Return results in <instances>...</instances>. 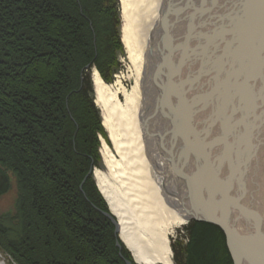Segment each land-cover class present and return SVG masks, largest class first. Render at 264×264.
I'll use <instances>...</instances> for the list:
<instances>
[{"label": "trees", "instance_id": "trees-1", "mask_svg": "<svg viewBox=\"0 0 264 264\" xmlns=\"http://www.w3.org/2000/svg\"><path fill=\"white\" fill-rule=\"evenodd\" d=\"M116 2L0 0V195L10 174L17 192L0 217V248L17 264H134L85 178L101 131L87 69L95 64L110 81L118 66ZM79 140L84 160L72 151ZM189 224L187 245L173 243L175 264H231L219 227Z\"/></svg>", "mask_w": 264, "mask_h": 264}, {"label": "bare ground", "instance_id": "bare-ground-1", "mask_svg": "<svg viewBox=\"0 0 264 264\" xmlns=\"http://www.w3.org/2000/svg\"><path fill=\"white\" fill-rule=\"evenodd\" d=\"M176 6L175 0L117 1L115 7L119 21L121 20L119 39L130 64L129 73L119 75L113 66L114 77L108 82L95 64L87 69V72L90 70L91 73L89 84H92L91 88L95 95L94 103L100 113L96 114L101 120L99 126L101 124L113 145L112 149L109 148L102 138L100 156L107 167V173L95 168L93 182L106 206V214L111 215L118 225V232L115 234L118 239L115 244L120 248L121 242L124 244L131 253L130 257L134 264H175L170 237L175 228L188 222L189 203L186 196L179 193L178 179L173 173L174 166L181 165V158L166 160L168 157H165V152L171 153L173 146L170 145L167 136V130L170 128L169 116L163 113L160 102L162 101L168 113L174 118L179 131L185 136L183 146L186 151L200 149L203 146L199 142L200 137L191 129L192 120H200L201 125L207 123L210 130H218L220 123L221 128L226 125L225 114L213 115L210 123L208 115L216 109L210 94L195 91L197 94L195 99L187 101L192 95L189 90L190 84L194 89L201 90L203 81L217 80L216 73L224 65V61L220 62L219 59L211 57L207 68L199 65V61L186 67L176 62V55L170 54L172 57L169 59L167 57L163 64H158L156 59L158 50L155 51L152 46L157 44L159 26L166 19L163 14L170 13ZM183 25L177 23L173 25L172 30L177 31L184 27ZM179 48L183 54H187V47ZM199 54L197 52L196 56ZM187 57L188 54L182 57L184 64L189 60ZM207 74L210 77L208 79ZM125 79L130 80L132 84L126 86L123 83ZM223 85L224 83L218 86L221 94L227 90ZM182 91L186 92V97L178 101L176 106V99ZM251 95L252 91L247 90L243 94V99L247 100ZM222 100L227 101L223 95ZM252 104L248 103L247 106L251 107ZM194 111L197 114L195 118H191L190 115ZM229 125L230 123L223 128L224 133L239 136L238 141L243 140L246 146L240 149L239 154L247 158L252 143H246L247 135L244 130ZM207 136L211 137L210 132ZM164 144H167L165 148L162 147ZM252 159L254 160L248 174L246 173L245 184L239 186L240 189L242 186L245 187L239 201L242 202L240 208L247 219H243L238 209L233 208L230 212L232 213L230 223L241 233L253 232L259 223L264 229V144L259 146ZM245 170H242L241 177H244ZM231 171L232 175L238 176ZM228 173V170H224L221 175L223 180L220 181L215 180L209 173L196 176L193 185H207V188H215L218 191L227 186L229 181H235V178L227 177ZM240 181L238 180L235 191ZM80 186L82 189L83 182ZM102 212L105 213L104 210ZM220 230L222 231L221 228ZM222 232L225 241V233ZM186 238L189 241V235ZM238 242L242 244L239 249L244 252V258H248L251 263L264 264L263 252L257 253V256L252 253L256 250L257 240L242 239ZM227 252L229 253L228 249ZM1 253L3 250L0 248V264H5ZM229 255L231 257L230 253ZM239 263L247 264L241 258ZM231 264H234L232 257Z\"/></svg>", "mask_w": 264, "mask_h": 264}, {"label": "water", "instance_id": "water-1", "mask_svg": "<svg viewBox=\"0 0 264 264\" xmlns=\"http://www.w3.org/2000/svg\"><path fill=\"white\" fill-rule=\"evenodd\" d=\"M175 1L176 8L170 13L163 14L166 19L159 26L157 44L152 46L155 51L158 50L156 57L158 64H163V61L167 60V57L168 59L172 57V54L176 55L177 63L186 67L199 61V65L207 68L211 57L219 59L220 62L224 61V65L216 73L217 80L203 81L201 90L194 89L190 84L189 90L192 95L187 101L195 99L197 95L195 91L210 94V99L216 105V109L208 115L210 123L213 115L225 114V126L230 123L229 127L235 126L239 130H244L247 135L246 143L252 145L250 155L243 158L239 151L246 145L243 140L238 141L239 136L224 133L225 126L221 128V123L218 125V130H210V125H206L207 123L201 125L200 120H192L191 129L200 137L199 142L203 146L200 149L193 148L186 151L183 146L185 136L179 131L174 118L161 101L163 113L169 116L170 128L167 130V136L170 145L173 146V151L165 152V157H168L167 161L181 158V165H175L173 173L178 179L179 193L184 194L189 203V208L186 207L188 221L210 222L219 226L225 233L227 249L234 264H240V258L247 264H255L244 258V252L239 249L242 244L240 245L238 241L257 240L258 244L255 245L256 250L252 251L253 255L264 253V229L259 223L253 232L241 233L230 223L232 214L230 212L233 208L238 209L243 219H247L240 208L242 202L239 201L241 200L239 196H243L245 187L242 186L243 188L240 189L239 186L245 184L246 173L248 174L254 160L252 158L259 146L264 144V0ZM177 23H183L184 27L173 31V25ZM179 47L188 49L189 60L185 64L182 57L187 54H183ZM197 52L200 53L198 56H196ZM189 77L192 79L191 75ZM206 78H210L208 74ZM223 83L227 90L221 94L218 86H222ZM247 90L252 91V95L245 100L243 94ZM222 95L226 102L222 100ZM184 97L186 92L182 91L176 99V106ZM248 103L253 104L248 107ZM195 112H191V118H195L197 114ZM228 130L231 131L232 128ZM209 132L211 137L207 136ZM165 145L167 144L162 147L165 148ZM243 168L246 170L244 177H241ZM224 170H228L227 177H233L235 181H229L227 186H223L218 191L215 188H207V185H193L194 177L202 174L209 173L215 180H223L221 175ZM231 170L238 176L232 175ZM238 180H241L240 185H237L238 189L235 191ZM234 191L236 196L233 195ZM103 215L109 217L116 225L111 215L106 213ZM115 232H118V225ZM127 264L131 263L127 261Z\"/></svg>", "mask_w": 264, "mask_h": 264}, {"label": "rangeland", "instance_id": "rangeland-1", "mask_svg": "<svg viewBox=\"0 0 264 264\" xmlns=\"http://www.w3.org/2000/svg\"><path fill=\"white\" fill-rule=\"evenodd\" d=\"M118 2H119V0H117ZM116 18L118 19V21H119V17H118V15H117V12H116ZM120 23H121V20L119 21V26H120ZM119 26H116V28L119 30V34H120V28H119ZM25 54H27L28 56L29 55H31L30 53V51H25L24 52ZM117 54H118V66L116 67V70H115V72L117 71V73L120 75L121 73H125V75L126 74H128L129 72V68H130V64H129V61H127V59H126V55H125V50H124V48H123V45H122V43H121V49L120 50H118V52H117ZM117 60V59H116ZM122 60V61H121ZM32 61H34V60H32ZM87 73H89V75L91 74L90 73V70L87 72ZM113 77H114V73H113V76H112V78H111V80L110 81H112L113 80ZM89 80H90V83H91V75H90V78H89ZM110 81H108V82H110ZM123 83L126 85V86H129V85H131L132 84V82L130 81V80H128V79H125L124 81H123ZM92 85V84H91ZM88 95L90 96V98L92 99V103H93V105L95 106V103H94V99H95V95L93 94V88H90V90L88 91ZM32 97V96H31ZM33 98L35 99V100H45V98H35V96H33ZM53 99H55V98H53ZM53 99H48L49 100V102H51ZM56 103V99H55V101L53 102V104L52 105H54ZM4 106H2V105H0V110H4ZM11 108H14L17 112H19V109H18V106H12ZM95 108H96V114L97 113H99V109L95 106ZM100 114V113H99ZM27 117H30V118H32L31 116H29V114H28V116ZM99 119V118H98ZM32 120V119H31ZM99 121L101 122V120L99 119ZM77 126H78V124H77ZM80 127V126H79ZM100 129H103V127L101 126V124H100ZM44 130V129H43ZM44 131H47V130H44ZM104 129L102 130V132L101 131H99V130H97V132H96V139H98V141L96 142L97 143V145L95 146V150H96V153H97V156H95V157H92V155H90V161H91V168H90V170H89V173L87 174V176L88 177H90V179L92 180V181H94V179H93V176H94V170H95V168H98L100 171H103V172H106L107 173V167H105V164H104V161L102 160V158H101V156H100V152H101V147H102V138L103 139H105V141H106V143L108 144V147L109 148H113V145L111 144V141L109 140V138L107 137V134H106V132H104ZM12 139H13V137H12ZM107 139V140H106ZM1 141V140H0ZM14 143H16V142H14ZM10 147H12V144L13 143H7ZM7 145V146H8ZM72 151H74L75 153H77V155H78V159L79 160H84V159H81V158H84V155H85V149H82V148H80V140H79V142H77L75 145H73V147H72ZM19 161H21V160H19ZM95 162V163H94ZM79 163H80V161H79ZM78 163V164H79ZM77 164V165H78ZM76 165V166H77ZM84 180H85V178H84ZM84 180L82 181V182H84ZM81 182V183H82ZM0 183H1V180H0ZM96 185V184H95ZM80 188H81V186H80ZM16 194H17V192H16V180H15V178L10 174V186H9V191L6 193V194H2V195H0V217H4L3 215L5 214V212H13V207H14V202H15V199H16ZM106 211V210H105ZM104 211V212H105ZM48 209L46 210V209H43V211H41V213L42 214H48ZM102 212V211H101ZM105 213H107V212H105ZM102 215H103V212H102ZM47 216V215H46ZM105 216V215H104ZM106 217V216H105ZM107 218V220L111 223V225L113 226V234H114V236H115V234H116V225L111 221V219L109 218V217H106ZM190 221H188L187 223H185V225H181V226H178L177 228H175V230H174V232H173V235L170 237V244L172 245V246H174L173 245V243H176V242H179L178 243V247H179V249L181 248V247H185L187 244H186V241H187V236L189 235V233H188V226H190ZM110 225V224H109ZM110 225V226H111ZM214 231H212V232H210L209 231V233L211 234V235H213L214 236V233H213ZM116 239H118L117 237H116ZM207 240V238L205 239V241ZM122 247H124L125 249H126V251H127V253H129V255H131V253L129 252V250L124 246V244L121 242V244H120ZM115 246H116V244H115ZM116 247H118V246H116ZM120 250H121V248L120 247H118ZM174 250V249H173ZM180 252V251H179ZM89 255L91 256V257H94L95 256V254H96V252L93 250L92 252H90L89 251ZM2 254V257H4V260H5V264H14V261L10 258L11 256L8 254V253H6V252H4L3 251V253H1ZM120 255H121V251H120V253H119ZM214 254H216L217 255V251H215L214 252ZM173 256H174V263H175V253H174V251H173ZM182 256H184L183 254H182ZM128 261V260H127ZM127 261H126V264H127ZM130 262V261H129ZM131 263V262H130ZM132 264V263H131Z\"/></svg>", "mask_w": 264, "mask_h": 264}]
</instances>
